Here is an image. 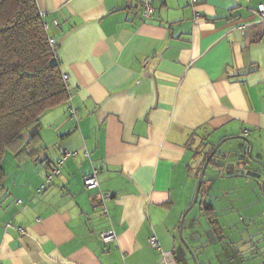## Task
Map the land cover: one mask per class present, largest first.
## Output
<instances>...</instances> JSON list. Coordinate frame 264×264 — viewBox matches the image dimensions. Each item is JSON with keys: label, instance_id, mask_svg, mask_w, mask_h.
Returning <instances> with one entry per match:
<instances>
[{"label": "crops", "instance_id": "0c3cea01", "mask_svg": "<svg viewBox=\"0 0 264 264\" xmlns=\"http://www.w3.org/2000/svg\"><path fill=\"white\" fill-rule=\"evenodd\" d=\"M35 3L68 100L43 114L31 155L2 159L0 264H160L152 235L187 264L180 219L219 142L183 237L202 242L205 202L223 234L212 264H264V33L254 13L264 0H154L147 21L140 0ZM63 150L74 155L38 195ZM93 171L99 187L87 190ZM109 229L117 238L106 245L97 234Z\"/></svg>", "mask_w": 264, "mask_h": 264}, {"label": "trees", "instance_id": "16d2710c", "mask_svg": "<svg viewBox=\"0 0 264 264\" xmlns=\"http://www.w3.org/2000/svg\"><path fill=\"white\" fill-rule=\"evenodd\" d=\"M43 24L35 0H0V184L5 154L31 155L43 114L68 100Z\"/></svg>", "mask_w": 264, "mask_h": 264}, {"label": "built area", "instance_id": "2783aa9c", "mask_svg": "<svg viewBox=\"0 0 264 264\" xmlns=\"http://www.w3.org/2000/svg\"><path fill=\"white\" fill-rule=\"evenodd\" d=\"M159 1H165V0H159ZM187 1L191 5H193L197 2V0H187ZM153 2H154V0H140L141 17L145 21L151 20L153 18V15H154ZM254 13L257 16V22H258L260 29H261L262 33H264V4H259L257 6V9H255ZM39 14H40L41 19L43 20L44 14L43 13H39ZM43 25H44L45 30L47 31L48 27H47L46 23H44ZM49 44L52 48L55 47V42L52 38L49 39ZM143 63H144V65H146L148 63V61L144 60ZM61 78L67 87L68 76L66 74H61ZM69 114L71 116L75 115V109L73 107H70ZM73 155H74V152H71L69 150H63L62 151V158L57 162V164L54 167L51 168L50 172L47 174V177H46L44 183L37 190L38 195L42 192V190L46 186H48L51 183L52 179L55 176L60 174V169L63 165V162L67 158L72 157ZM96 175H97V171H93L91 174H89L83 178V186L87 190H92V189H96L99 187ZM109 198H110V196L106 193H102V192L98 193V206L101 209L103 215H107V209H106L105 203ZM18 231L22 232L20 229H18ZM116 238H117V236L112 229L103 230L97 234V239L101 243L106 244V245L114 243L116 241ZM148 246L152 250L159 252L160 264H173L175 262L174 254L171 251H164L162 249V247L160 246L159 241L157 240V238L154 235H152L148 239Z\"/></svg>", "mask_w": 264, "mask_h": 264}, {"label": "water", "instance_id": "95a60500", "mask_svg": "<svg viewBox=\"0 0 264 264\" xmlns=\"http://www.w3.org/2000/svg\"><path fill=\"white\" fill-rule=\"evenodd\" d=\"M239 138V137H238ZM242 140H244L243 138H240ZM246 142L248 143L249 145V157L252 161H255L251 155V143L246 140ZM222 142H219L218 144H216L213 148V150L210 152V154L207 156V158L205 159L203 165H202V168L200 170V173H199V177H198V181H197V185H196V188H195V192H194V195H193V198H192V201L190 203V205L188 206V208L185 210L184 214L182 215L181 219H180V223H179V229H178V235H179V239L182 241L183 245H184V248L186 249V251L188 252L191 260L194 262V264H198L197 263V252L198 249H194V248H191V246L188 244V242L184 239L183 237V225H184V219H185V216L191 211L194 209L195 205H198V196H199V193H200V189H201V184H202V181H203V177L205 175V170L206 168L209 166V162L210 160L212 159V157L216 154L217 152V149L219 148V146L221 145ZM258 164H260L262 166V168L264 169V166L262 165L261 162L259 161H256ZM225 168L226 170L229 169V171H227V173L229 174H233L235 173V175H242L243 174V171H239V173L237 172H234V168H233V165H225ZM261 188H262V191H264V177L261 181ZM198 213V212H196ZM200 213V212H199ZM197 219V220H196ZM196 219H192V223L193 224H197L198 222V218ZM202 235V234H201ZM207 238L210 240V243H213L215 244V242L212 240V233L210 231H207L206 234ZM178 253V252H177ZM176 253V254H177ZM179 254H181V251H179ZM178 254V255H179ZM178 255H176L178 257Z\"/></svg>", "mask_w": 264, "mask_h": 264}, {"label": "flooded vegetation", "instance_id": "af4514ba", "mask_svg": "<svg viewBox=\"0 0 264 264\" xmlns=\"http://www.w3.org/2000/svg\"><path fill=\"white\" fill-rule=\"evenodd\" d=\"M213 150V148L210 150V151H208L207 152V154L205 155V159L207 158V156L210 154V152ZM215 155H214V159H215ZM217 158V157H216ZM205 159H204V161H205ZM218 159V158H217ZM221 168V167H220ZM228 171V170H227ZM226 171V172H227ZM200 208H201V214H202V216H203V218L205 219V221H206V224H207V228H205V231H204V234H203V236L201 235V237H200V239L202 238V237H204V241H202V242H206V243H208L209 244V246L211 245L210 244V240L207 238V236L205 235L206 234V232L207 231H210L211 233H212V240L215 242V247L216 246H219V244H220V238H222V233H221V231L220 230H218V226H217V224H216V222H215V220H214V217H213V215H212V212L210 211V205H208V204H205V202L204 203H202V205H200ZM191 224V227H190V230H191V232H192V235H190V239L192 240V239H196V238H198L200 235H199V232H200V226H198V224H193V223H190ZM224 250H226L225 248H224ZM228 251V250H227ZM179 253H177L176 255H178ZM181 254H179L178 255V257L180 256Z\"/></svg>", "mask_w": 264, "mask_h": 264}, {"label": "rangeland", "instance_id": "374dc122", "mask_svg": "<svg viewBox=\"0 0 264 264\" xmlns=\"http://www.w3.org/2000/svg\"><path fill=\"white\" fill-rule=\"evenodd\" d=\"M242 186H245V184L242 183ZM245 194H247V193H245ZM255 194H256V198L253 197V200L252 201L257 200V198L260 199V192H259V190H257V192ZM262 194H263V192H262ZM262 206H263V204H261L260 207H259V209H258V216L264 218V207L262 208ZM196 211H197L196 210V207H194V209L192 210L191 213H194L195 212L194 213V215H195L196 214ZM202 221H203V223H205V226H207L206 221L205 220H202ZM200 240L201 241H204V237H202ZM210 244H211L210 246L206 242H201L199 244V246L197 248L198 249V252H199V253H197V261L199 262V264H212V262L214 261V258L215 257H218L215 254H216V251H219V247L218 246L215 247V245L213 243H210ZM188 259L189 260L187 261V264H194V262L191 260L190 257H188ZM159 262H160V254H159ZM215 262L217 263V261H215ZM261 262H262V260L258 264H261Z\"/></svg>", "mask_w": 264, "mask_h": 264}]
</instances>
